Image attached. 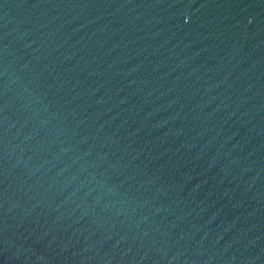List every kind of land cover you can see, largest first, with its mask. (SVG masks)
Segmentation results:
<instances>
[{"label":"water","instance_id":"95a60500","mask_svg":"<svg viewBox=\"0 0 264 264\" xmlns=\"http://www.w3.org/2000/svg\"><path fill=\"white\" fill-rule=\"evenodd\" d=\"M0 264H264V0H0Z\"/></svg>","mask_w":264,"mask_h":264}]
</instances>
